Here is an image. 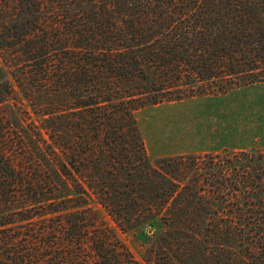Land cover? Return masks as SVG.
<instances>
[{
    "label": "trees",
    "instance_id": "1",
    "mask_svg": "<svg viewBox=\"0 0 264 264\" xmlns=\"http://www.w3.org/2000/svg\"><path fill=\"white\" fill-rule=\"evenodd\" d=\"M256 83L264 0H0V264H142L97 205L149 264H264V148L152 165L136 117Z\"/></svg>",
    "mask_w": 264,
    "mask_h": 264
},
{
    "label": "rangeland",
    "instance_id": "2",
    "mask_svg": "<svg viewBox=\"0 0 264 264\" xmlns=\"http://www.w3.org/2000/svg\"><path fill=\"white\" fill-rule=\"evenodd\" d=\"M136 117L150 164L164 156L195 154L200 156L196 164L202 166L205 152L264 148V83L225 96H194L148 105L137 110ZM193 163L188 160L185 166ZM97 208L133 255L149 264L145 258L155 246L156 227L123 232L100 205Z\"/></svg>",
    "mask_w": 264,
    "mask_h": 264
},
{
    "label": "crops",
    "instance_id": "3",
    "mask_svg": "<svg viewBox=\"0 0 264 264\" xmlns=\"http://www.w3.org/2000/svg\"><path fill=\"white\" fill-rule=\"evenodd\" d=\"M251 85H254V84H251ZM251 85H248V86H246V87H249V86H251ZM246 87H244V88H246ZM235 92V91H234ZM231 93H233V92H231ZM228 94H230V93H227V94H225V95H228ZM225 95H218V96H225ZM206 96V95H205ZM208 96H210V95H208ZM255 148H261V147H255Z\"/></svg>",
    "mask_w": 264,
    "mask_h": 264
}]
</instances>
